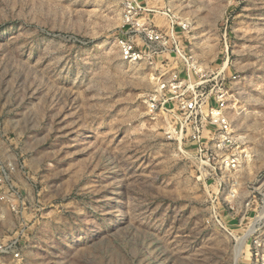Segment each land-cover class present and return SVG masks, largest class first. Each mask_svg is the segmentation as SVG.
Wrapping results in <instances>:
<instances>
[{
    "label": "rangeland",
    "instance_id": "obj_1",
    "mask_svg": "<svg viewBox=\"0 0 264 264\" xmlns=\"http://www.w3.org/2000/svg\"><path fill=\"white\" fill-rule=\"evenodd\" d=\"M130 4L134 23H188L174 43L204 108L223 92L227 129L183 96L150 108L158 77L187 71L168 50L122 58ZM261 256L264 0H0V264Z\"/></svg>",
    "mask_w": 264,
    "mask_h": 264
},
{
    "label": "built area",
    "instance_id": "obj_2",
    "mask_svg": "<svg viewBox=\"0 0 264 264\" xmlns=\"http://www.w3.org/2000/svg\"><path fill=\"white\" fill-rule=\"evenodd\" d=\"M126 14L124 15L125 22L124 26L129 25V31L131 33H135L133 36H129L128 38L122 37L119 41L122 58L128 62H137V61H147L149 63L154 62V58L162 55L164 50L171 51L170 53L175 55V52L178 53L177 56L181 61L184 62V66L187 71V79H180L179 74L176 72H170L169 74H161L158 77L157 89L154 94H151L149 97V106L151 109L158 108L157 105L167 106L170 102H174V99L181 98V107L185 111H188V114L193 115L194 117L199 116V120L201 123V128H204L203 121L204 115L209 112L207 117L215 120L217 126L222 129H227V117H226V105H225V97L223 92H217L219 94L215 95V101L218 103L217 108L205 109L203 103L208 106L210 104L209 96H202L196 92L197 88L202 86L203 81L193 82L190 78L191 74L189 70H195V65H197L195 59L192 55H187L186 53H182V49L179 48L177 44L174 43V33L175 28L179 27L181 31L187 30L188 23L187 22H176L177 26H174L173 15H168V26L166 29H162L158 27L156 24H153L152 21L148 22H137L134 23V15H137V11L134 10L132 13L133 5L127 6ZM135 24V25H134ZM172 60L174 57H170ZM179 60V61H180ZM170 60L167 63L162 64L160 67L163 68L164 65H168ZM162 73V71H160ZM198 75V78L201 76H205V74L201 75L197 72H193ZM186 93V94H184ZM201 95V96H200ZM209 110V111H208ZM181 126H189L188 123L180 124ZM230 128V127H229ZM196 130L198 126H195ZM228 131V130H227ZM223 146V142L218 145ZM226 161V160H225ZM261 264H264V256H261Z\"/></svg>",
    "mask_w": 264,
    "mask_h": 264
}]
</instances>
